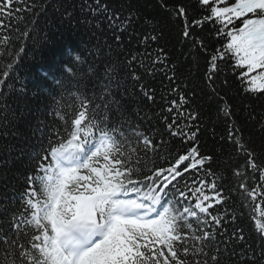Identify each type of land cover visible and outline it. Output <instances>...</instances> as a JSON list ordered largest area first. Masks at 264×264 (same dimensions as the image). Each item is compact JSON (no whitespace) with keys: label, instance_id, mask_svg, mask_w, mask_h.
<instances>
[{"label":"snow or ice","instance_id":"1","mask_svg":"<svg viewBox=\"0 0 264 264\" xmlns=\"http://www.w3.org/2000/svg\"><path fill=\"white\" fill-rule=\"evenodd\" d=\"M0 264H264V0H0Z\"/></svg>","mask_w":264,"mask_h":264},{"label":"trees","instance_id":"2","mask_svg":"<svg viewBox=\"0 0 264 264\" xmlns=\"http://www.w3.org/2000/svg\"><path fill=\"white\" fill-rule=\"evenodd\" d=\"M142 8L152 13L156 9V0H150L145 4L144 0H140ZM45 22L41 21V26ZM47 30L49 32V42L46 45L38 48L34 53H29V56L24 60L21 67L20 76L25 85L31 89L34 83L35 74L41 68H48L52 63V51L61 48H70L73 43L83 47L81 40L87 39L81 33H74L72 29L68 28L66 24L60 23L59 14L49 10L47 20Z\"/></svg>","mask_w":264,"mask_h":264}]
</instances>
